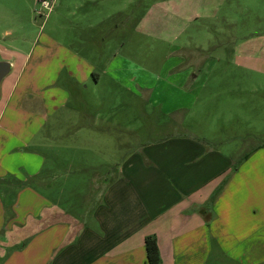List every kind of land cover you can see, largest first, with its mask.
I'll list each match as a JSON object with an SVG mask.
<instances>
[{"label":"crops","instance_id":"obj_1","mask_svg":"<svg viewBox=\"0 0 264 264\" xmlns=\"http://www.w3.org/2000/svg\"><path fill=\"white\" fill-rule=\"evenodd\" d=\"M92 1L55 0L50 28L20 39L0 16V60L11 64L0 82V264H147V235L161 264H264V143L239 157L232 143L184 131L137 143L139 129L127 126L131 141L99 159L111 175L97 171L90 207L50 201L65 163L52 130L79 101L89 107L85 92L101 76L89 32H106L107 18L87 12ZM169 100V116L191 107ZM107 117L73 135L119 126Z\"/></svg>","mask_w":264,"mask_h":264},{"label":"rangeland","instance_id":"obj_2","mask_svg":"<svg viewBox=\"0 0 264 264\" xmlns=\"http://www.w3.org/2000/svg\"><path fill=\"white\" fill-rule=\"evenodd\" d=\"M54 1L44 8L40 0H0V16L17 39L33 36L50 28L59 8ZM86 10L107 18L106 32H89L101 76L85 92L89 107L84 111L79 101L78 114L61 117L52 130V153L65 163L50 201L72 212L90 207L97 171L111 175L99 159L112 154L118 140L131 141L127 126L139 129L137 143L184 131L232 143L239 157L264 143V0H93ZM185 99L189 109L166 114L168 100L175 108ZM105 116L119 126L99 133L84 127L85 133L73 135L89 120L107 126L100 123ZM126 153L119 149L116 157Z\"/></svg>","mask_w":264,"mask_h":264},{"label":"trees","instance_id":"obj_3","mask_svg":"<svg viewBox=\"0 0 264 264\" xmlns=\"http://www.w3.org/2000/svg\"><path fill=\"white\" fill-rule=\"evenodd\" d=\"M147 264H161L159 248L154 235H147L144 239Z\"/></svg>","mask_w":264,"mask_h":264},{"label":"water","instance_id":"obj_4","mask_svg":"<svg viewBox=\"0 0 264 264\" xmlns=\"http://www.w3.org/2000/svg\"><path fill=\"white\" fill-rule=\"evenodd\" d=\"M11 67V64L7 60H0V82L3 77L7 75Z\"/></svg>","mask_w":264,"mask_h":264},{"label":"built area","instance_id":"obj_5","mask_svg":"<svg viewBox=\"0 0 264 264\" xmlns=\"http://www.w3.org/2000/svg\"><path fill=\"white\" fill-rule=\"evenodd\" d=\"M41 1V3H42V5H43V7L44 8H49L50 7V3L48 2V0H40Z\"/></svg>","mask_w":264,"mask_h":264}]
</instances>
